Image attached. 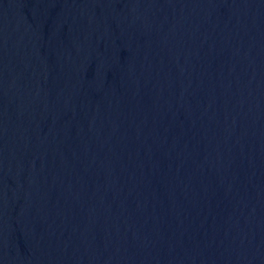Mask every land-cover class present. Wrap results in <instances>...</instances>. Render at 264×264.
<instances>
[{"label":"water","instance_id":"water-1","mask_svg":"<svg viewBox=\"0 0 264 264\" xmlns=\"http://www.w3.org/2000/svg\"><path fill=\"white\" fill-rule=\"evenodd\" d=\"M0 264H264V0H0Z\"/></svg>","mask_w":264,"mask_h":264}]
</instances>
